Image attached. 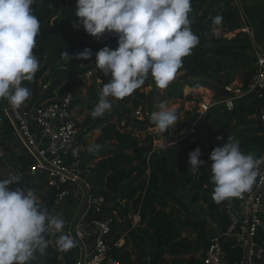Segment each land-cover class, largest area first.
I'll use <instances>...</instances> for the list:
<instances>
[{
  "label": "trees",
  "instance_id": "obj_1",
  "mask_svg": "<svg viewBox=\"0 0 264 264\" xmlns=\"http://www.w3.org/2000/svg\"><path fill=\"white\" fill-rule=\"evenodd\" d=\"M241 1L249 20L241 12L237 0L236 3L235 0H192L189 20L194 34L199 37V44L190 55L183 58L182 66L177 71H186L183 79L193 80L191 87L204 86L221 94L220 86L233 83L237 80V75H240L239 80L247 85L256 61L253 35L264 49V0ZM76 2L77 0H71L70 3L66 0H37L33 5L35 15L41 22V34L36 38L33 52L41 67L28 88L33 99L39 103L56 97V93L61 95L71 91L77 97L75 104L81 107L84 97L79 94L86 85V75L92 71L95 77L93 86L90 87L89 101L94 98L96 100L88 104L92 112L100 100V92L96 88L98 80H101L103 85L111 79L110 75L105 76L96 66L95 54L105 46L117 48L118 35L105 33L97 38L88 34L82 25L75 27L79 21L75 15ZM217 16L221 17L218 25L213 24V19ZM245 27L250 31L243 30ZM223 28H227L228 33L234 31L235 34L227 36L228 33L223 32ZM86 48L92 50V57L88 60L77 59L75 54ZM65 52L71 57L68 63L61 61V54ZM213 59L216 65L211 67ZM57 64L60 65L59 69L55 68ZM204 76L208 80L203 79ZM152 80L149 75L140 89L123 99H118L114 105L116 122L110 121L108 112L98 118H93L90 113L85 119L84 125L89 131L101 128L98 142L107 144L90 154L91 159L99 158L93 167L94 193L105 195L108 202L114 200L117 203L118 199H126L122 212L139 211L141 220L136 229L148 233L147 239L143 238V241L146 242L155 264H168L170 260L173 263L186 260L189 264H199L200 258L194 257V253L208 245L213 233L204 229L201 219L190 218L191 212L187 204L176 191L179 187L187 188L197 203L204 200L210 208L212 220L218 225V230H227L230 223L226 212L227 199L222 202L215 201L214 189L209 187L203 189L205 193L201 192L203 183L211 184L208 174L212 173L210 153L215 147L226 144L228 137L232 136L240 141L241 150L243 144L249 152L255 151L254 156L257 158L262 156L264 130L259 118L262 99L256 93H249L237 99L232 110L224 104L213 105L194 125V134L171 145L155 147V136L149 131V118L139 120L130 116L138 107L144 109L149 106V115L156 109V85L153 84L148 93L143 90ZM40 81L42 84L48 83L44 93L37 89ZM161 96L163 99L182 97L181 83H174ZM131 105L136 107L132 112ZM123 118L126 121L122 125ZM196 118V112H186L185 120L177 121L175 128L172 126L166 132L177 135L184 126L193 125ZM234 120L235 123L232 124ZM131 125L136 129H129ZM142 132H145V136ZM218 137L223 139L219 140ZM197 148L201 150L200 159L204 161L199 176L198 170L195 174L191 173L188 163L189 151ZM249 152L248 154H252ZM193 181L195 184L191 186ZM16 186L32 189L44 198V204L37 202L42 209L49 211L52 207L54 192L46 190L44 184L23 179L10 187L14 189ZM126 224L131 227V220H127ZM127 229L122 223H114L109 236L112 238L111 244L121 238L122 232ZM184 231L190 232V235L191 231L196 233V238L191 239L190 235H184ZM131 232L130 230L131 235L124 236L125 242L121 247L113 246L111 251L113 256L127 264H133L132 254L127 249L131 236L138 246L137 237ZM57 254V250L48 246L44 254L37 252L36 259L30 264H58ZM186 255L189 256L184 258Z\"/></svg>",
  "mask_w": 264,
  "mask_h": 264
},
{
  "label": "clouds",
  "instance_id": "obj_2",
  "mask_svg": "<svg viewBox=\"0 0 264 264\" xmlns=\"http://www.w3.org/2000/svg\"><path fill=\"white\" fill-rule=\"evenodd\" d=\"M36 2L0 0V100L6 99L13 108L31 96L22 82L32 81L41 67L33 52L41 34V22L33 8ZM191 11L192 0H77L75 15L79 21L75 27L82 25L97 38L106 32L118 35L117 48L105 46L95 54L96 66L111 79L100 90V100L91 112L93 118L112 109L110 97L123 99L140 89L149 74L160 89L169 86L183 58L199 44L189 20ZM220 22L219 16L213 19V24ZM92 55L86 48L75 57L88 60ZM61 56L71 59L66 52ZM149 118L161 132L178 121L177 113L166 102L159 103ZM99 148L93 144L88 150ZM201 155L199 148L189 153L192 174L204 164ZM210 160L213 199L217 202L251 191L264 165V156L245 154L240 141L232 136L213 149ZM20 180V175L0 179V264H30L37 252L44 254L48 248L45 234L60 233L65 223L61 216L41 208L32 189L10 187ZM56 243L63 251L75 246L69 235H60Z\"/></svg>",
  "mask_w": 264,
  "mask_h": 264
},
{
  "label": "built area",
  "instance_id": "obj_3",
  "mask_svg": "<svg viewBox=\"0 0 264 264\" xmlns=\"http://www.w3.org/2000/svg\"><path fill=\"white\" fill-rule=\"evenodd\" d=\"M255 60V68L247 85L235 80L231 84H224L228 96L220 94L200 101L193 125L178 132L172 143L194 134V125L213 105L224 104L226 108L232 110L235 101L249 93H256L262 99L259 118L264 130L263 50L255 48ZM33 80L23 81L22 86L28 87ZM47 87L48 83L42 84L40 81L37 89L44 93ZM75 103L76 96L71 91L61 95L56 93V97L40 103L31 95L19 108H13L6 99L0 100V113L17 129L24 147L31 155V173L39 174L41 178L38 183L44 184L45 188L54 192L52 209L54 216H61V208L65 204L68 205L67 200L70 197L85 201L81 214L76 213L70 222L64 224L60 233L52 231L45 234L49 246L58 252L57 263L127 264L113 256L111 251L113 246L120 247L124 236L141 220L140 214L139 211L122 212L126 199H118L117 203L114 200L108 202L105 195L94 193L95 173L93 166L87 162L84 147L89 130L80 118ZM130 116L146 120L150 115L142 107H138ZM1 142L0 138V163H3L5 155ZM191 151L194 150H190L189 153ZM260 172L261 176H264V165H261ZM13 175L20 174L16 170L0 172V179ZM261 176L257 177V182L251 191L228 199L226 208L230 219L229 226L226 231L216 232L209 238L199 264L264 263V179H261ZM21 180H23L22 176ZM127 220H131L132 226L123 231L121 238L112 245L109 236L113 224H125ZM60 235L72 237L75 246L79 249L78 256L73 255L67 261L56 243ZM226 241H232L233 247L239 249L238 257L232 263L227 257ZM141 261V264H155L150 254L145 255ZM168 264L189 263L186 260L177 263L170 260Z\"/></svg>",
  "mask_w": 264,
  "mask_h": 264
},
{
  "label": "rangeland",
  "instance_id": "obj_4",
  "mask_svg": "<svg viewBox=\"0 0 264 264\" xmlns=\"http://www.w3.org/2000/svg\"><path fill=\"white\" fill-rule=\"evenodd\" d=\"M66 2L67 3H70L71 0H66ZM235 3H236V0H235ZM243 29H245L247 31H250L248 27H245ZM106 33L111 34L113 32H106ZM217 34H218V32H217ZM234 34H235L234 31H232L231 33H228L226 35L229 36V37H231ZM61 61H63V63H68L71 60H68L66 58H62ZM213 65L214 66L216 65V62H215L214 59L212 60L211 67ZM59 66L60 65L57 64V65H55V68L56 69H59ZM222 74H224V73H222ZM184 76H186V71L185 70L180 71V72H177L176 75H175V77H174V79L172 80V82L166 88V89H168L174 83H181L182 93H183V96L182 97H173L171 99H163L161 95H163L165 93V90L166 89H160L159 87H157L156 83H153V82H155L154 79L152 80V82L149 85L144 86V88H143V90H145L148 93L153 88V84H155L156 85L157 92H158L157 95H156V99L161 100V101L158 102V100H156L157 101L156 104H155L156 109L154 111L158 110L159 103L166 102L167 105H168V107L170 109H172L174 111H177L178 121L179 122H182V121L185 120L186 112L195 113L196 110L199 107V102L200 101H205V99H211L212 97H217V96L220 95L217 90L212 89V88L209 89V88L204 87V86L191 87V82L193 80H190V78H187V79L184 78L183 79ZM238 76L239 75H237V78H240ZM94 77L95 76L93 75V73H88L86 75L85 80H84L85 83H86V85L83 86L82 91H81V94H79L80 96H83L84 97L83 99L81 98L82 99V103L80 105L81 107L77 106L78 107V110L77 111H78L79 116L82 119L83 123H84L85 119L89 116V114L91 113V109L88 107V104L90 102H95L96 101L95 98L92 101H89V98L91 96L90 87L93 86ZM202 78L205 79V80H208L205 76L202 77ZM199 79H201V77ZM100 81L101 80H98L97 85H96V88H97V90L99 92H100V90L103 87V85H101V82ZM207 89L209 91H207ZM79 92L80 91H78V93ZM109 100H111L113 106H112V109L110 111H107V112L110 114V117H111L110 118V121L111 122H116L117 121V116H116L117 114H115V112H114V105L118 101V99H114V98H111L110 97ZM76 101H77V97H76ZM131 107H132L131 108V112H132L136 107H134L133 105H131ZM144 110H146L147 113L148 112L150 113L149 106H146L144 108ZM125 121H126V119L123 118L122 119V125L125 123ZM126 129H128V127ZM129 129L134 130V129H136V127H134V125H131V127H129ZM149 131L151 133H153L155 137L156 136H159L160 137L159 139L155 138V140H157L155 142L156 143V146L163 145L162 144V141L164 143H166L167 141H169L170 139L173 138L172 135H169L167 133L165 134V133L161 132V130H159L157 127H149ZM137 132L139 133V131H137ZM8 133L11 134V135L14 134L12 132H8ZM101 133H102L101 132V128L100 129H91L88 132L87 142H85V146H84L85 147V154H86L87 162H89L91 160L90 154L94 152V151H91L90 152L88 150L90 145L98 144V145H100V147H102L103 145L104 146L105 145L107 146V144H103L101 142H98L99 137L101 136ZM143 134H145V133H143ZM13 141H14V144L16 145V147H19V146L21 147V144L19 143V140H18V138H16V136H14V140ZM22 150H23V148H22ZM27 161L29 162V159H27L26 162ZM0 172H7V170L2 169V170H0ZM29 175L32 176V173H29ZM32 181L33 182L35 181L34 176H32ZM176 192L180 196V198L187 204V206L189 208V211L191 212V216L201 219L202 223L204 224L203 227H204V229L208 233H211V234L212 233H215L216 230H217V228H216V225L214 226V222H213V220L211 218L210 208L204 202V200H201L200 202L197 203L191 197L192 196V193H190L187 188L184 189L182 187H179ZM201 192L202 193H205L204 190H202ZM78 200H79V198L70 197L67 200V203H68L67 206L68 207L65 208V206H64L61 209L63 211H65L66 209L69 210L71 212V215L74 216L78 212V209H79V202H78ZM50 215H53V213L50 212ZM123 225H125L126 228L129 227V225H127L126 223L123 224ZM137 226H138V224L133 225V227L131 228V231H132L131 233H132V235H134L135 237H137V245L138 246H136V244L134 243V241L132 239V236H131L130 237V245L128 247V250L132 254L133 264H140L141 263V259L148 253V247L146 245V242L143 241V238H146L147 239L148 233L139 232L136 229ZM184 233H185L184 235H190V232L184 231ZM128 234H130V233L128 232ZM190 237H191V239H195L196 238V233L193 234L192 231H191ZM111 240H112V238L109 239V241H111ZM203 251L204 250L202 249L201 251L197 252V254H203ZM143 254H144V256H142ZM234 254H235V252H234ZM234 254L232 256H234Z\"/></svg>",
  "mask_w": 264,
  "mask_h": 264
},
{
  "label": "crops",
  "instance_id": "obj_5",
  "mask_svg": "<svg viewBox=\"0 0 264 264\" xmlns=\"http://www.w3.org/2000/svg\"><path fill=\"white\" fill-rule=\"evenodd\" d=\"M238 77H240V75ZM237 80H239V78H237ZM207 91H209V90L207 89ZM234 123H235V120L232 121V124H234ZM173 127L175 128V126H173ZM186 127H188V126H184L183 129L186 128ZM232 130H234V129H232ZM8 132H12L14 134L11 135ZM143 133H145V132H142V134ZM163 133H165V134L167 133L169 135H172L173 138L170 139L169 141H167L166 143H164L162 141V144L163 145H160V146H156V143L155 142L157 140H154L155 147H163V146L171 145L172 144V140L175 137V133H173V132L172 133H169V132H166V131L163 132ZM258 134L260 135L261 132L260 133L258 132ZM14 136H16V138H18L19 143L21 144V147L20 146L19 147H16V145L14 144V141H13L14 140ZM143 136H145V134H143ZM0 138L2 140L1 143H2V147L4 149V155H5V161L3 163H0V170H2V169H5L7 171L16 170L23 177V179H26L27 181L33 182L32 181V176H34V179H35L34 182L35 183L38 182L40 180V178H41V176L39 174H32V176L29 175V173H31L30 169H31V165H32L31 155L27 152L26 148L24 147V145H23V143H22V141L20 139V136H19V133H18L17 129L14 128L12 126V124L6 119V117L3 114H1V113H0ZM155 138L159 139L160 137L159 136L158 137L156 136ZM243 146L244 145L242 144V151L245 154H248L249 151L246 150ZM22 148H23V150H22ZM96 151H98V150H96ZM249 153H252L253 155H255L256 152L254 151V152H249ZM262 156H264V153L262 154ZM27 159H29V162L28 161L26 162ZM91 160L89 161V163L94 167L96 165L97 161L99 160V158L98 159L95 158V159H91ZM211 163L212 162L210 161V168H211ZM200 173H201V169L199 168L198 169V175L197 176H199ZM208 174H209L210 179H211V184L203 183V188L201 190H203L204 188H208V187L211 188V189H214V187H215L214 183L212 182V173H208ZM193 184H195L194 181L191 182V186H193ZM45 189L47 190V188H45ZM36 196L38 197L37 198V202L39 204H44L45 203L44 198L42 199L37 194H36ZM228 201L229 200L227 199V202ZM78 202H79V209H78L77 214H81L82 207L84 206L85 201L79 199ZM53 206H54V203L52 204V207L48 211L49 214H50V212L53 213V210H52L53 209ZM67 207H68L67 204H65V208H67ZM226 212H227V208H226ZM227 215H228V213H227ZM53 216H54V213H53ZM74 216L71 215V212L69 210L66 209L65 211H63L61 209V217L64 219L65 223L70 222L73 219ZM190 218H192V216ZM215 225H216V228L218 229V225L214 222V226ZM216 231L219 232V230H216ZM124 242H125V238H123L121 240L120 247L124 244ZM225 243H226V248H227V257L230 260V262L232 263L238 257V250L239 249H238V247H233L232 241H226ZM128 247H127V249H128ZM61 251L63 252V254H64L65 258L67 259V261L70 260V258H72L73 255L78 256V254H79V249H77L76 246L72 247L71 249H69L67 251H63V250H61ZM234 252H235V254H234ZM148 254H150L149 249H148V253L146 255H148ZM233 254H234V256H232ZM194 255H195L196 258H200L202 254L194 253ZM142 256H144V254ZM188 256L189 255H186V256H183V257L184 258H187Z\"/></svg>",
  "mask_w": 264,
  "mask_h": 264
},
{
  "label": "water",
  "instance_id": "obj_6",
  "mask_svg": "<svg viewBox=\"0 0 264 264\" xmlns=\"http://www.w3.org/2000/svg\"><path fill=\"white\" fill-rule=\"evenodd\" d=\"M237 1H238V3L240 4L241 12H242L243 15L249 20V18H248V16H247V13H246V11H245V7H244L242 1H241V0H237ZM222 31L228 33V29H227V28H223ZM252 34H254V32H253ZM253 43H254V46H255L258 50H263V51H264V49L258 44V41L256 40V38H255L254 35H253ZM220 88H221V91H222L223 95H225V96H228V95H229L228 91H226V89H225L224 86H220ZM149 123H150V126H151V127H155V126L152 124L150 118H149ZM157 137H158V136H157ZM26 176H27V175H26ZM24 177H25V176H24ZM26 178H27V177H26ZM28 178H29V177H28Z\"/></svg>",
  "mask_w": 264,
  "mask_h": 264
}]
</instances>
